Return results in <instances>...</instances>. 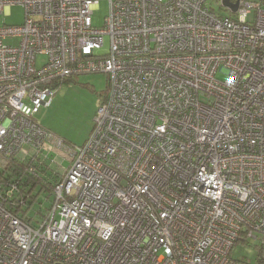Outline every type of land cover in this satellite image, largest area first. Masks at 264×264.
<instances>
[{
    "label": "built area",
    "instance_id": "built-area-1",
    "mask_svg": "<svg viewBox=\"0 0 264 264\" xmlns=\"http://www.w3.org/2000/svg\"><path fill=\"white\" fill-rule=\"evenodd\" d=\"M218 1L228 14L108 0L97 27L100 0H0L25 8L0 25V170L61 169L50 156L64 140L35 115L69 78L108 74L38 220L8 206L30 185L0 175V264H240L237 242H264V0Z\"/></svg>",
    "mask_w": 264,
    "mask_h": 264
},
{
    "label": "rangeland",
    "instance_id": "rangeland-1",
    "mask_svg": "<svg viewBox=\"0 0 264 264\" xmlns=\"http://www.w3.org/2000/svg\"><path fill=\"white\" fill-rule=\"evenodd\" d=\"M209 2L216 11L228 14V11L221 7L220 1L209 0ZM108 13V0H100V4L94 10L93 15L95 26L102 27ZM24 21L25 8L23 5L14 4L10 7H4L3 10L0 8V25H18ZM109 44L110 39L106 37L105 46L98 53L108 52ZM226 76V72L220 69L218 77L225 79ZM107 88L108 74L105 72L73 76L55 88V95L51 104L48 107H42L35 115L36 120L44 128L55 134L57 138L64 140V143L62 142L63 147L56 146L50 156V159L59 162L61 170L68 168L70 165V160L67 157L69 148L82 145L89 138L94 126L95 116L106 96ZM47 167L48 172L55 176V178H52L53 183L57 182L61 174L59 168L51 164L50 161H48ZM37 188H34L32 192L36 191ZM45 192L52 193L53 186L43 190L42 193L39 190L35 197L29 198L36 199L41 193L27 207L30 210H28L26 217L32 218V221L34 219L38 220L36 214H44L46 209L51 206L52 199L50 198L52 195L48 200L47 196L49 194L46 195ZM231 256L240 264H257L264 258V242L254 239H248L247 242H237L232 248Z\"/></svg>",
    "mask_w": 264,
    "mask_h": 264
},
{
    "label": "trees",
    "instance_id": "trees-1",
    "mask_svg": "<svg viewBox=\"0 0 264 264\" xmlns=\"http://www.w3.org/2000/svg\"><path fill=\"white\" fill-rule=\"evenodd\" d=\"M30 162L31 161L29 160H19L18 158H12L10 163L8 164V166H10V172H5L4 169L0 170V175L5 176L8 180L12 179L11 176L14 178V176L16 175V178L20 180V184L24 186L27 184L30 185L29 187H27V189L24 188L22 192L15 193V195L17 194V196L14 200H12L13 197L7 199L10 202V205H8L10 209H12L14 212L18 213L22 217H26L28 210H30L27 208L29 207L28 205L33 201H35L43 190L49 189L51 186H54L55 184L53 183L52 180V178H55V176L51 175V173L48 172L47 170L48 162H45L44 164H39V166L34 164L31 165ZM33 165L36 168H32ZM60 179H62L61 174L59 180ZM34 188L37 189L36 191L32 192ZM39 190L41 193L37 196L36 199H29L30 197H35L38 194ZM45 193L46 195L49 194V196H47L48 200L52 199V197L49 199L52 193L50 192H45ZM27 199L29 200L28 205H22L21 202H25ZM26 219L31 220L30 218L27 217Z\"/></svg>",
    "mask_w": 264,
    "mask_h": 264
},
{
    "label": "water",
    "instance_id": "water-1",
    "mask_svg": "<svg viewBox=\"0 0 264 264\" xmlns=\"http://www.w3.org/2000/svg\"><path fill=\"white\" fill-rule=\"evenodd\" d=\"M222 5L224 7H228L233 12H236L239 8V0H237L235 3L232 2V0H222Z\"/></svg>",
    "mask_w": 264,
    "mask_h": 264
},
{
    "label": "flooded vegetation",
    "instance_id": "flooded-vegetation-1",
    "mask_svg": "<svg viewBox=\"0 0 264 264\" xmlns=\"http://www.w3.org/2000/svg\"><path fill=\"white\" fill-rule=\"evenodd\" d=\"M6 171H9L10 172V166L6 169Z\"/></svg>",
    "mask_w": 264,
    "mask_h": 264
},
{
    "label": "clouds",
    "instance_id": "clouds-1",
    "mask_svg": "<svg viewBox=\"0 0 264 264\" xmlns=\"http://www.w3.org/2000/svg\"><path fill=\"white\" fill-rule=\"evenodd\" d=\"M107 93V92H106ZM59 172H62V170L61 169H59Z\"/></svg>",
    "mask_w": 264,
    "mask_h": 264
}]
</instances>
